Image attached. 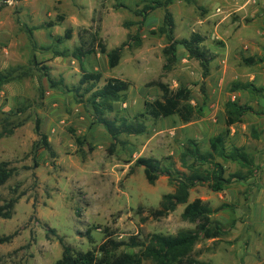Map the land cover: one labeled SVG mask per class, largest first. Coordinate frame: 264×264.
I'll return each mask as SVG.
<instances>
[{"label":"rangeland","instance_id":"rangeland-1","mask_svg":"<svg viewBox=\"0 0 264 264\" xmlns=\"http://www.w3.org/2000/svg\"><path fill=\"white\" fill-rule=\"evenodd\" d=\"M152 1L0 0V72L13 68L29 72L0 89L2 111L25 108L20 117L24 125L0 139V163L17 168V174L0 187V196L10 200L13 190L21 196L13 217L0 218V237L14 236L0 245V264H57L63 244L74 251H88L97 250L108 235L119 242L135 239L147 244L154 234L193 230L195 225L182 219L184 206L167 217L152 215L174 187L166 176L149 184L137 160L172 157L182 170L179 155L189 141H196L206 152L210 139L225 130L229 100L254 109L231 128L227 142L229 148H244L253 156L254 175L233 181L223 192H213L208 185L192 189L190 201L200 198L218 209L213 219L227 230L219 239L200 241L195 251L199 260L210 264H264V92H232L238 82L264 88V63L245 61L257 56L261 38L264 42V0H174L168 7L176 39L193 33L206 38L204 44L215 56L206 79L200 62L190 58L183 46H178L172 69L164 71L163 51L168 42L159 29L167 10L156 9L146 19L138 15ZM60 16L64 20L58 25L44 26ZM68 29H72V39L59 44L57 39ZM137 33L140 46L132 39ZM95 36L96 45L103 43L108 51L130 38V47L124 49L116 68L108 67L100 49L84 61L87 71L102 73L96 90L109 78L131 84L126 98L115 103V112L108 118L133 121L145 113L147 101L163 97L157 86L150 85L159 80L172 90L189 88L191 104L197 107L203 105L204 86L208 102L203 116L188 123L178 116H147L143 135H122L114 141L87 113L90 94L81 97L83 103L78 101L75 90L80 89V95L86 87L80 85V63L54 55L91 43ZM50 81L61 85L51 88ZM38 126L47 134L54 157L47 151H34ZM224 164L227 174L246 172L237 164ZM122 251L136 253L140 248L124 246Z\"/></svg>","mask_w":264,"mask_h":264},{"label":"trees","instance_id":"trees-1","mask_svg":"<svg viewBox=\"0 0 264 264\" xmlns=\"http://www.w3.org/2000/svg\"><path fill=\"white\" fill-rule=\"evenodd\" d=\"M22 1V0H19ZM193 3L194 0H185ZM174 0H153L150 5L138 12V15L146 19L152 11L165 8L166 16L164 25L159 29V33L167 39L168 45L163 54L165 56L164 71H170L177 62L178 46H183L190 58L200 62L203 69V78L210 75V65L214 60V54L206 48V38L200 33H193L189 38L176 39L174 35L175 21L168 10ZM58 21H51L44 26L54 27L63 21L59 17ZM72 29L66 30L63 37L57 39L61 44L64 39L71 40ZM95 36L91 43H82L74 50L55 51L56 57L73 58L77 60L83 72L80 85H86L84 92L79 95L80 89H76L78 101L83 103L81 97L89 95L86 101L87 113H92L93 124L103 125L114 141L120 136H139L146 132L144 120L147 116L153 119L169 118L178 116L182 122L188 123L197 117H202L204 108L208 102V94L203 86V105L201 107L191 104V91L187 87L172 90L162 82L153 81L150 85L157 86L163 93L162 99L146 102L147 110L140 114L133 121L127 118L107 117L115 112V103L126 98L131 84L119 78H109L101 89L96 90V86L102 80V73L99 71H87L84 67L86 57L100 53L107 58L110 69L116 68L123 56L124 49L130 47V38L121 46L108 51L103 43L96 45ZM132 38V37H131ZM137 46L141 45L140 34L133 38ZM247 64L264 63V56L252 57L245 60ZM29 72L22 68H13L5 72H0V89L15 80H20L28 76ZM51 88H57L61 84L50 81ZM247 91L250 94L264 92V88H257L252 83H234L232 92ZM80 97V98H79ZM25 108L19 107L9 112H4L0 108V139L14 134V132L24 125L25 120H21V115ZM254 112L253 107L241 105L239 102L229 100L225 106V130L212 137L209 141L210 150L204 152L199 144L192 140L187 143L184 150L179 155L181 169L177 167L176 161L172 157L157 160L153 158H140L137 165L144 167V174L149 184L154 185L161 176L168 177L170 184L174 187L172 193L163 196L160 208L152 212L155 218L167 217L174 213L179 206H184L182 219L195 225L193 230L181 231L177 235L154 234L147 244L131 239L130 242H119L108 235L107 239L99 245L98 249L88 251H74L69 245L63 244V252L57 264H144L150 260L153 264H210L197 258L195 247L202 240L219 239L227 233L225 227L213 215L218 209H213L208 203L197 198L190 201L191 191L200 185H208L213 192H223L236 180H247L254 175L255 159L245 151L244 148H229L227 142L230 137L231 128L243 122L245 116ZM39 140L34 144V151H47L52 157L56 155L49 138L40 126L37 127ZM112 145L110 153L114 151ZM221 160V161H220ZM237 164L244 171L227 174L224 163ZM17 174V168L12 167L9 162L0 163V187L6 185ZM17 190H13V197L10 200H2L0 196V218L11 219L14 215L15 206L18 204L20 195H16ZM223 207V206H222ZM225 207V206H224ZM222 209V208H219ZM13 235L0 237V245L8 243L13 239ZM126 246L131 249L140 248L139 252L130 253L122 251Z\"/></svg>","mask_w":264,"mask_h":264},{"label":"crops","instance_id":"crops-1","mask_svg":"<svg viewBox=\"0 0 264 264\" xmlns=\"http://www.w3.org/2000/svg\"><path fill=\"white\" fill-rule=\"evenodd\" d=\"M259 41L260 42L257 43L258 44L257 45L258 51L256 52V55H257L256 57L264 56V55H262L264 53V42H263V39L261 38ZM259 64H261V63H259Z\"/></svg>","mask_w":264,"mask_h":264}]
</instances>
